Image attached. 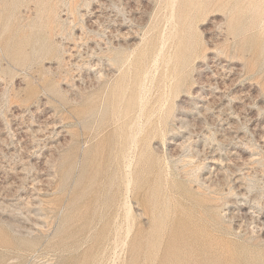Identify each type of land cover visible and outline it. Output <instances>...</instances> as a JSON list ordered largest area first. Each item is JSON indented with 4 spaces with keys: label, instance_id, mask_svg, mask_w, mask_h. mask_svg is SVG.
Segmentation results:
<instances>
[{
    "label": "rangeland",
    "instance_id": "obj_1",
    "mask_svg": "<svg viewBox=\"0 0 264 264\" xmlns=\"http://www.w3.org/2000/svg\"><path fill=\"white\" fill-rule=\"evenodd\" d=\"M0 264H264V0H0Z\"/></svg>",
    "mask_w": 264,
    "mask_h": 264
}]
</instances>
